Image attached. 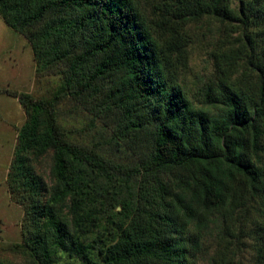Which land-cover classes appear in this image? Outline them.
<instances>
[{
	"label": "trees",
	"instance_id": "1",
	"mask_svg": "<svg viewBox=\"0 0 264 264\" xmlns=\"http://www.w3.org/2000/svg\"><path fill=\"white\" fill-rule=\"evenodd\" d=\"M234 1L159 0L150 18L140 0H0V13L28 32L38 59L67 65L73 97L89 95L118 112L123 137L148 134L150 156L143 171L131 172L154 180L157 197L145 183L143 206L102 250L103 264H195L181 236L191 221L202 227L216 213L232 217L254 203L264 219V0ZM205 17L239 34L214 54L215 78L197 104L177 73L187 57L186 26ZM13 94L28 114L9 175L30 215L25 245L39 264H73L61 263L59 252L83 256L85 249L63 213L65 200L72 195L76 204L84 171L112 166L68 139L56 99ZM51 151L49 189L35 164ZM170 174L175 187L162 179ZM262 239L264 251V222Z\"/></svg>",
	"mask_w": 264,
	"mask_h": 264
},
{
	"label": "rangeland",
	"instance_id": "2",
	"mask_svg": "<svg viewBox=\"0 0 264 264\" xmlns=\"http://www.w3.org/2000/svg\"><path fill=\"white\" fill-rule=\"evenodd\" d=\"M145 13L153 18L159 0H140ZM238 7L239 1H234ZM229 23L205 17L186 26V58L179 63L177 79L188 97L199 104L201 91L215 78L214 54L234 40L239 31ZM242 69V68H241ZM67 65H49L36 57L28 32L11 26L0 13V264H39L25 245L31 229L25 202L12 194L9 175L15 158L19 133L27 121V111L13 93H29L36 98L56 99L62 130L69 140L89 147L111 164L107 173L84 171L76 204L69 195L63 213L68 217L85 254L71 250L59 252L60 262L103 264L102 250L113 243L123 225L143 206L145 183L156 197L158 184H149L143 172L133 173L151 153L146 132L123 137L119 133L118 112H107L92 96L73 97L66 85ZM213 112H217L213 109ZM54 152L35 164L37 173L50 189ZM162 179L175 187V177ZM49 197L50 191L44 193ZM263 222L256 203L237 211L232 217L216 213L207 224L191 221L181 236L191 249L195 264H264Z\"/></svg>",
	"mask_w": 264,
	"mask_h": 264
}]
</instances>
